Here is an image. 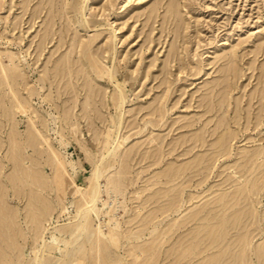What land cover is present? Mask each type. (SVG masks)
Listing matches in <instances>:
<instances>
[{"label": "rangeland", "instance_id": "obj_1", "mask_svg": "<svg viewBox=\"0 0 264 264\" xmlns=\"http://www.w3.org/2000/svg\"><path fill=\"white\" fill-rule=\"evenodd\" d=\"M50 28L55 34L36 60V34ZM77 40H89L113 77L93 72L52 81L53 59L69 56L73 73L87 65L90 51L70 45ZM5 46L19 54L38 91L32 114L37 108L45 115L55 150L81 178L115 135L125 138L120 199L127 209L117 210L125 233L115 257L126 264H263L248 248L258 253L264 239V0H1L0 49ZM47 71L40 89L35 79ZM84 79L99 92L86 107ZM0 86V264H23L34 244L28 195L43 200L38 203L53 200L51 227L66 221L68 213L55 211L60 196L65 201L71 194L57 190L45 156L25 148L24 139L11 143L8 118L16 109L7 86ZM119 90L123 102L115 106L106 98ZM15 114L16 127L26 132L27 116ZM27 159L44 171L40 190L19 178ZM79 176L76 186H82ZM250 186L255 191L235 199ZM138 232L140 238L131 237ZM245 237L250 245L243 246ZM131 241L149 245L150 253L133 260ZM20 251L24 258L17 260ZM49 264H58L56 258Z\"/></svg>", "mask_w": 264, "mask_h": 264}, {"label": "bare ground", "instance_id": "obj_2", "mask_svg": "<svg viewBox=\"0 0 264 264\" xmlns=\"http://www.w3.org/2000/svg\"><path fill=\"white\" fill-rule=\"evenodd\" d=\"M170 8L173 9L172 6H170ZM51 28L44 30L41 34H36V36H38L35 40L36 60L41 55V51L44 49L46 42H48L49 38H53L55 34L51 32ZM5 43H8L7 39ZM70 45L79 47V52L81 53L90 51V54L84 57L88 60V63L85 67L76 66V70L73 73L74 68L69 56H67V58L65 56V59L61 61L59 60L58 62L53 59V61H51L52 81L59 80L65 74L70 75V80L75 76L77 78L82 73L91 77L93 72L98 76H104V74H106L109 78L113 77V72L111 70L100 65L98 57L95 54L97 51L93 50V45L89 40H77V43L71 42ZM82 63L83 62L81 61V64ZM58 66L61 68L58 69ZM41 70L44 71V68ZM28 77L29 74L24 68L23 61L19 54L16 53V51L7 48V46H5L4 49H0V85L3 82V84L7 86L11 93V98L14 99V104L11 107L13 110L16 109L9 114L8 118L10 127L8 135L11 143L15 142V140L24 139L25 143H23L25 148L31 147L42 156H45L47 158V163H49L52 168V173L54 174L53 178L56 176L58 177L57 190L59 191V188L62 189V194L65 195L64 197H67L68 194H71V197L69 199L66 198L64 201V198H61L60 196L59 205L55 211L56 215L59 217L68 213L64 218L66 221L60 223L57 221L56 224L51 223L53 226L48 227L52 217V209L54 208V206L52 207L53 200H49L50 198L47 197L49 199L46 200L45 204L43 202L38 203L42 199H39V197L35 198L34 195H28L27 203L30 207L28 217L33 224L34 244L30 249V257H28V260L23 264H49L52 258H56L58 264H72L73 261H77L79 264H89L90 256L93 257V261H91L90 264H102L104 259H107L105 260L107 261V264H126L122 255L116 257L113 255V250L121 246V238L125 233L119 229L121 225L117 215L119 207H122L124 211L127 209L125 198L122 200L120 199V195L122 197L125 195V178L122 174L126 172V166L124 165V162H122V150L120 149L122 143L125 142V138L118 134L115 135L112 142H109V147L106 149L108 150V153L104 155V152H102L98 159L93 163L89 175L82 176L81 178L73 161L61 157L55 150L50 136L45 132V128H47L48 125L45 115L38 114L37 108H34L35 113L33 112L34 115L32 114L31 96L33 94H38V91L35 86L30 84V79ZM49 77L48 71L46 74L39 72L35 82L38 85L41 84L39 86L40 89L44 86V80ZM50 84L54 85V82H50ZM56 84H58L57 81ZM83 87L86 91L88 89L89 92L85 101L82 103L83 106L86 107L90 103L88 101L89 97L92 96L96 99L99 92L86 79L83 81ZM22 88L26 89V95L23 97L19 95ZM73 88H76L75 85H73ZM122 97V92L119 90L116 93H110L106 99L108 102H112L115 106H122ZM18 112L27 116L28 127L26 132L21 133L16 127L20 121V119L15 118V113ZM65 114H69V112L65 111ZM118 125H120V121L118 122ZM104 133H106V138L107 134L109 135V131L105 130ZM153 139L154 137L149 138V140ZM59 140L63 143L62 139ZM105 140H107V138ZM221 144H223V141L219 140L217 145ZM259 153L260 152H255L254 157H257ZM20 160L24 161V163L26 162L25 157ZM27 161L31 160L27 159ZM67 164L73 169L72 174L66 170L65 167ZM60 170L62 171V175H59V172H57ZM41 171L42 174L40 173ZM43 172L44 171L39 166L38 162L31 161L26 165L24 171H22L24 178L22 176H19V178L33 183L40 190L45 176ZM77 176L82 180V186L75 185L74 179ZM102 179H104V181H102ZM254 186L255 184L253 185V188ZM244 187L245 184L236 188L232 194L223 192L217 197V200H224L226 197H231L233 194H236V191H241ZM253 188L251 186L248 187V190L244 194H238L235 199L247 197V193L252 190L255 191ZM226 202L228 201L226 200ZM68 205L73 207V212L70 213ZM42 208H48V212L46 213L45 210L42 211ZM137 208L139 209L140 206H137ZM202 210L203 207L196 209L192 217H198V214ZM8 217L11 216L8 215ZM104 226L106 228H104ZM46 232H49L47 237ZM142 233L143 232H138L136 234L132 233L131 237L135 239L140 238ZM262 233L264 237V228ZM125 237L128 238L129 234H126ZM245 239L246 241L243 242V246L246 244L250 245V240L248 241L247 237H245ZM129 249L133 260H136L141 253H150L149 245L145 248L140 242L134 244V242L131 241ZM153 251L154 248L151 250V253H153ZM250 251L255 254L256 258L260 256L262 258L261 262L264 264V239L258 253L256 249L249 247L248 252ZM94 254L95 256H93ZM97 254L98 256L99 254H102L103 256L98 257ZM22 258H24V255L23 252L20 251L17 260H21ZM238 263L241 264L242 261L240 260ZM11 264L17 263L14 261Z\"/></svg>", "mask_w": 264, "mask_h": 264}]
</instances>
